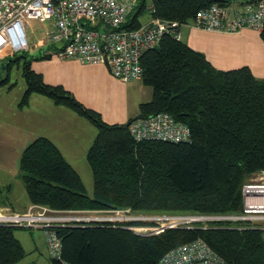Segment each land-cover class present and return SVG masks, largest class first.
I'll return each mask as SVG.
<instances>
[{"label":"trees","instance_id":"trees-1","mask_svg":"<svg viewBox=\"0 0 264 264\" xmlns=\"http://www.w3.org/2000/svg\"><path fill=\"white\" fill-rule=\"evenodd\" d=\"M151 2L154 16L189 23L200 9L228 1L140 0L121 28H138L142 18L150 16L147 6ZM260 37L264 42V21ZM49 57L16 53L4 58L0 65L6 68V77L0 84L9 82L15 63L25 83L21 106L31 95H41L96 128L86 153L93 192L88 194L58 147L38 137L19 160L20 179L31 204L60 211L129 208L144 215L209 216L242 211L243 184L264 170V79L255 77L249 67L217 69L203 52L165 35L141 57L142 81L153 95L140 104L136 118L168 113L189 127L191 141L136 142L128 122H104L63 86L46 83L32 69V60ZM236 225L194 222L191 227L140 235L110 222L76 221L56 228L61 259L52 261L158 264L167 251L200 237L230 264H264V229L257 223H242L241 229ZM17 228L0 225V264H15L25 255L14 236Z\"/></svg>","mask_w":264,"mask_h":264},{"label":"built area","instance_id":"built-area-1","mask_svg":"<svg viewBox=\"0 0 264 264\" xmlns=\"http://www.w3.org/2000/svg\"><path fill=\"white\" fill-rule=\"evenodd\" d=\"M140 0H0V60L26 52L29 42L26 25L30 20L51 21L46 41L62 43L57 58H77L87 64L107 65L111 75L123 81L142 78L140 64L143 53L156 46L165 35L180 39L183 25L216 32H237L249 26L260 30L264 21V0H232V3H212L197 11L193 20H177L154 16V5L147 9L150 17L136 29L121 28ZM129 132L136 142H189V127L165 112L136 118L129 124ZM241 212L209 216L167 214H135L131 209H112L116 216L101 217V210L60 211L32 204L26 211L0 207V225L42 229L51 258L61 259L59 226L71 222H110L136 234H160L166 229L181 227L189 220L208 225L242 223L259 224L264 221V170L245 182L241 188ZM77 214H85L78 216ZM141 222L142 224H134ZM193 222V223H194ZM118 224V225H116ZM192 224V223H191ZM262 228V226L260 225ZM158 264H230L204 239L197 238L167 251Z\"/></svg>","mask_w":264,"mask_h":264},{"label":"crops","instance_id":"crops-1","mask_svg":"<svg viewBox=\"0 0 264 264\" xmlns=\"http://www.w3.org/2000/svg\"><path fill=\"white\" fill-rule=\"evenodd\" d=\"M227 1L232 3L231 0ZM180 37L191 48L203 52L215 68L230 70L247 66L255 77L264 79V42L260 30L246 26L237 32H216L190 23L181 27ZM57 44L41 37L33 46L29 45L30 56L50 55L46 59L32 60V69L40 73L46 83L63 86L84 106L98 112L104 122L127 123L139 115L141 103L152 99L153 91L150 95L147 88L150 86L145 85L142 78L123 81L113 77L107 65L87 64L73 57L57 58L55 54L62 43ZM6 84L8 82L0 84V87ZM13 115L10 119L15 125L6 128L8 138L5 139V147L8 151H14V156H8L6 151L1 155L0 151V171L3 174L16 176L23 150L38 137L50 139L79 175V168L83 171L89 169L86 153L96 132L87 120L37 94L31 95L26 105L18 103V114ZM31 205L28 200L21 211H26ZM260 225L264 229V221ZM39 239L44 248L47 247L46 242Z\"/></svg>","mask_w":264,"mask_h":264},{"label":"rangeland","instance_id":"rangeland-1","mask_svg":"<svg viewBox=\"0 0 264 264\" xmlns=\"http://www.w3.org/2000/svg\"><path fill=\"white\" fill-rule=\"evenodd\" d=\"M149 17L150 16L146 14L142 18V21H148ZM182 27L184 28L186 27V25ZM49 29V21L40 22L39 20H30L25 28L28 42H30L29 45L33 46L34 42L41 37H44V40H46V31H48ZM56 45L59 44L56 43ZM22 53L30 55L28 50ZM21 62H23V60H21ZM5 76L6 68L0 65V80L5 78ZM11 85L12 87H10ZM147 88H149V93L151 95L152 89L150 87ZM0 90H2L0 91V122L3 123L0 124L3 125V127L0 128V151L1 155L6 151L8 153V156L10 155V157H13L14 151H8L7 147H5V139L8 138V132L6 128L7 126L11 127L15 125L12 124L10 117L14 116L13 114L15 113L18 114V103L21 102L23 93L25 91V83L22 78L20 69L19 67H17V64H12L9 82L4 87L1 86ZM93 128L96 132V128ZM77 134L79 135V132H77ZM79 171L88 194L92 195L93 178L90 168L87 171H83L79 168ZM18 174L19 171L16 172V176L13 174H3L0 171V205H5L6 207L11 208L13 207L16 209V211H21L24 210V208L26 207L25 205L28 204L29 199L24 184L18 177ZM5 181L7 182L4 183ZM8 184L11 186L10 188H8ZM110 210H101L98 214L95 215L101 217L116 216ZM77 215L84 216L85 214ZM193 222L194 220H189L188 222H186V224H191ZM14 236L19 239L25 252L24 257L15 264H54L47 247L44 248L43 243H41L39 239L40 237L44 240V242H47V237L44 231L32 228H17L14 231Z\"/></svg>","mask_w":264,"mask_h":264},{"label":"water","instance_id":"water-1","mask_svg":"<svg viewBox=\"0 0 264 264\" xmlns=\"http://www.w3.org/2000/svg\"><path fill=\"white\" fill-rule=\"evenodd\" d=\"M128 125L130 124V122L127 123Z\"/></svg>","mask_w":264,"mask_h":264}]
</instances>
